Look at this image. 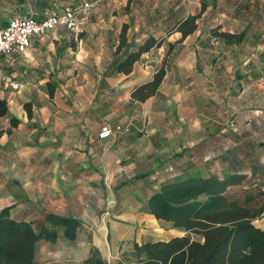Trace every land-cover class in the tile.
I'll return each mask as SVG.
<instances>
[{
  "label": "crops",
  "instance_id": "0c3cea01",
  "mask_svg": "<svg viewBox=\"0 0 264 264\" xmlns=\"http://www.w3.org/2000/svg\"><path fill=\"white\" fill-rule=\"evenodd\" d=\"M83 1L78 32L31 35L1 62L18 86L0 80V209L34 230L50 227L46 213L79 219L71 239L61 226L54 239H36L34 264L78 262L90 249L113 264L133 242L177 234L147 210L164 180L238 173L231 187L264 188V0H29L26 14L0 26ZM188 15L195 26L181 35L173 26ZM123 24L126 47L115 52ZM149 35L160 44L116 71L113 61ZM160 65L156 90L131 99ZM104 122L129 129L98 138Z\"/></svg>",
  "mask_w": 264,
  "mask_h": 264
},
{
  "label": "trees",
  "instance_id": "16d2710c",
  "mask_svg": "<svg viewBox=\"0 0 264 264\" xmlns=\"http://www.w3.org/2000/svg\"><path fill=\"white\" fill-rule=\"evenodd\" d=\"M195 17L188 15L173 28L185 35L194 28ZM125 28V24L120 28L115 52L126 47ZM213 33L227 41L239 36L216 29ZM160 42V37L147 36L135 48L126 49L122 58L114 60L113 68L128 72L141 53ZM163 74L164 68L160 65L149 80L130 89V98L143 100L151 95ZM24 105L29 115V103ZM6 109V101L0 97V115ZM15 123L16 119L10 117L9 125ZM242 178L241 174L230 173L182 176L162 181L147 198V210L182 233L133 242L113 264H264V228L253 223V219L264 217V188L231 187L240 183ZM230 189L236 190L231 192ZM7 210L8 207L0 209V264H34L36 239H54V226H61L64 237L71 239L79 226V219L73 216L46 213L45 221L50 227L42 225L34 230L28 222L10 218ZM70 264L107 262L96 249H90L86 257Z\"/></svg>",
  "mask_w": 264,
  "mask_h": 264
},
{
  "label": "built area",
  "instance_id": "2783aa9c",
  "mask_svg": "<svg viewBox=\"0 0 264 264\" xmlns=\"http://www.w3.org/2000/svg\"><path fill=\"white\" fill-rule=\"evenodd\" d=\"M89 6V2L83 1L61 10L45 7L38 16L28 14L8 19L4 25L0 26V80H4L10 88L16 89L18 83L1 72L3 58L10 54L24 52L29 45L31 35L45 33L56 26H62L75 33L78 32L79 20L86 14ZM128 129V123L121 125L104 122L99 126L97 137L114 136L116 133ZM112 201L110 199L108 203Z\"/></svg>",
  "mask_w": 264,
  "mask_h": 264
},
{
  "label": "rangeland",
  "instance_id": "374dc122",
  "mask_svg": "<svg viewBox=\"0 0 264 264\" xmlns=\"http://www.w3.org/2000/svg\"><path fill=\"white\" fill-rule=\"evenodd\" d=\"M15 0H0V18L1 17H11L13 15H24L27 12L24 10H20L22 7H25V3L26 1L29 0H18L17 3H21L20 5H15L16 3H14ZM12 2L14 3V5H11ZM23 4V5H22ZM231 192H233L236 189H230ZM236 193H238V195H241L240 192L236 191ZM253 223L256 224L259 227L264 228V217H259V218H255L253 219ZM172 232L180 234L182 233V231L177 230V229H172ZM195 236V235H192Z\"/></svg>",
  "mask_w": 264,
  "mask_h": 264
}]
</instances>
